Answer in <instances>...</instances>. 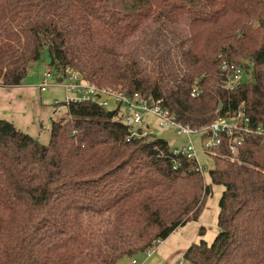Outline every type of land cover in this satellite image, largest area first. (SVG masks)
I'll use <instances>...</instances> for the list:
<instances>
[{
    "label": "trees",
    "instance_id": "obj_1",
    "mask_svg": "<svg viewBox=\"0 0 264 264\" xmlns=\"http://www.w3.org/2000/svg\"><path fill=\"white\" fill-rule=\"evenodd\" d=\"M45 50L60 81L71 68L194 129L242 112L264 130V0H0V86H22ZM241 60L252 81L226 89L222 63ZM63 105L47 145L0 119V264H117L198 221L213 186L219 233L184 259L264 264V136L237 157L224 138L208 185L154 132L128 140L118 110Z\"/></svg>",
    "mask_w": 264,
    "mask_h": 264
},
{
    "label": "rangeland",
    "instance_id": "obj_2",
    "mask_svg": "<svg viewBox=\"0 0 264 264\" xmlns=\"http://www.w3.org/2000/svg\"><path fill=\"white\" fill-rule=\"evenodd\" d=\"M49 62V54L45 50L40 62L30 69L22 86L9 91L0 87V119L12 122L44 145L50 141L53 121L68 118V110L63 105V87L52 86L46 92L41 91L44 75L51 70ZM238 63L244 68L250 66V70L244 73L243 82L252 81V63L248 60ZM55 101L61 104L55 105ZM145 123L150 124L154 134L166 140L172 148L182 147L188 142L187 137H178L173 131L159 129L155 119L150 116ZM192 141L197 148V161L205 182L211 185L209 173L214 167L213 158L203 149L200 136L192 137ZM223 192V186H213V193L207 199L199 220L177 229L155 249L152 256H149L148 251L139 252L133 257H124L117 264H130L132 259L137 260L138 264H192L184 259L185 252L202 240L211 245L219 233L218 216Z\"/></svg>",
    "mask_w": 264,
    "mask_h": 264
},
{
    "label": "built area",
    "instance_id": "obj_3",
    "mask_svg": "<svg viewBox=\"0 0 264 264\" xmlns=\"http://www.w3.org/2000/svg\"><path fill=\"white\" fill-rule=\"evenodd\" d=\"M221 68L226 77V89L233 90L244 83V73L247 70L241 64L224 61ZM52 86L63 87L66 105L88 102L106 110H118L121 121L129 128L128 140L153 133L151 125L145 123L149 116L155 119L159 129L173 131L178 137H187L188 142L184 146L172 148V153L176 157L185 156L189 159H197V148L192 141V137L196 136L202 138V146L207 153L215 152L224 138L229 139V149L234 157H237L245 135L264 136L262 128L257 130L249 128V119L245 118L242 112L235 116L218 117L208 128L194 129L180 123L176 115L162 107L161 102L150 104L140 93L115 91L92 84L86 81L82 74L71 68L65 70L62 81L55 76L52 70L48 71L44 75L41 91L46 92ZM200 93L199 88H194L192 97H198ZM59 104L61 103L55 101V105ZM162 243V241H156L154 248L148 251L149 256H152L155 249ZM130 264H138V262L132 259Z\"/></svg>",
    "mask_w": 264,
    "mask_h": 264
},
{
    "label": "crops",
    "instance_id": "obj_4",
    "mask_svg": "<svg viewBox=\"0 0 264 264\" xmlns=\"http://www.w3.org/2000/svg\"><path fill=\"white\" fill-rule=\"evenodd\" d=\"M1 87V86H0ZM1 88H3V89H5V90H13V89H16V88H4V87H1ZM18 88V87H17Z\"/></svg>",
    "mask_w": 264,
    "mask_h": 264
}]
</instances>
